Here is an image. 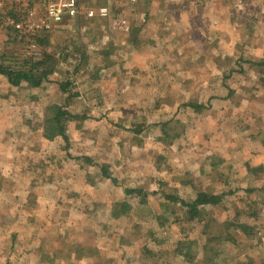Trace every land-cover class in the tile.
Returning <instances> with one entry per match:
<instances>
[{
  "label": "rangeland",
  "instance_id": "rangeland-1",
  "mask_svg": "<svg viewBox=\"0 0 264 264\" xmlns=\"http://www.w3.org/2000/svg\"><path fill=\"white\" fill-rule=\"evenodd\" d=\"M80 1L35 48L0 18L50 69L0 78V264H264V0ZM191 186L225 197L189 220Z\"/></svg>",
  "mask_w": 264,
  "mask_h": 264
},
{
  "label": "built area",
  "instance_id": "built-area-1",
  "mask_svg": "<svg viewBox=\"0 0 264 264\" xmlns=\"http://www.w3.org/2000/svg\"><path fill=\"white\" fill-rule=\"evenodd\" d=\"M107 8H85L80 0H0L3 25L14 30L29 46L35 48L33 38L53 30L66 20L84 16L105 17ZM123 26L124 21H116Z\"/></svg>",
  "mask_w": 264,
  "mask_h": 264
},
{
  "label": "trees",
  "instance_id": "trees-1",
  "mask_svg": "<svg viewBox=\"0 0 264 264\" xmlns=\"http://www.w3.org/2000/svg\"><path fill=\"white\" fill-rule=\"evenodd\" d=\"M43 37H46V34H42L39 37L37 36L35 42L39 43V41H41ZM24 59H29V61L31 60V64L29 65V67L11 63L9 64V61L7 59H0V76H4L7 82L12 86H19L23 82H28V84L33 87H39V85H41L42 81L45 80L47 74L50 71V69H48V67L46 66V63H48L47 57L45 58V56L42 55V57L38 59H35L34 56L32 58L24 57ZM262 63L264 65V62ZM36 67H40V71ZM61 89L62 92H65L66 85H61ZM56 109V113L52 118L49 119L50 125L46 128V131L51 132L53 130H56L58 135L62 136L64 139H67L64 133L63 124L60 119H62V117H67V114L69 113L61 111L60 108ZM101 173L104 177L108 176V173L106 172V170L102 169V167ZM190 188L194 189V199L191 202H187L184 199L178 200L177 198L166 196V198H168L170 201H179L181 207L185 208L186 211L188 210L187 213L190 217L189 220H193L194 218L197 219L198 217H200L202 212L199 211V207L204 205H216L220 203L221 200L225 197L224 193L209 194L204 191H199L198 189H196V187L191 186ZM124 190L127 194L136 192L138 194L142 193V195H146V192L144 190H141V188H126Z\"/></svg>",
  "mask_w": 264,
  "mask_h": 264
},
{
  "label": "crops",
  "instance_id": "crops-1",
  "mask_svg": "<svg viewBox=\"0 0 264 264\" xmlns=\"http://www.w3.org/2000/svg\"><path fill=\"white\" fill-rule=\"evenodd\" d=\"M122 29H124V30H126L127 29V26H125V24L123 25V26H120ZM1 77H3V78H5L4 76H0V78ZM6 79V78H5ZM7 81V80H6ZM8 83V82H7ZM201 174V173H200ZM250 182H253V181H251V180H249ZM228 181L226 180L225 181V183H227ZM254 182H256L257 183V185L258 186H260V187H264V179L263 180H260V179H258V178H256V180L254 181ZM124 189H126V188H131V186H127V184H125L124 186ZM205 192H207V193H209V194H212L213 193V190H210V188H206V191ZM223 193V192H222ZM215 194V193H214ZM145 199V198H144ZM203 207H212V205H205V206H203ZM205 209V208H204ZM202 213H203V211L204 210H200ZM197 219H199V217L197 218ZM193 220H195V218L193 219ZM200 220V219H199ZM227 222V226H229V227H232L233 225H232V223H237L235 220H231L230 218H229V220L228 221H226ZM262 249H264V247H262Z\"/></svg>",
  "mask_w": 264,
  "mask_h": 264
},
{
  "label": "clouds",
  "instance_id": "clouds-1",
  "mask_svg": "<svg viewBox=\"0 0 264 264\" xmlns=\"http://www.w3.org/2000/svg\"><path fill=\"white\" fill-rule=\"evenodd\" d=\"M118 26V25H117Z\"/></svg>",
  "mask_w": 264,
  "mask_h": 264
}]
</instances>
